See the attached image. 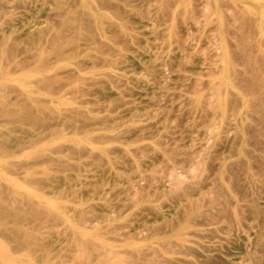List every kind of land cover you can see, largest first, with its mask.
Returning <instances> with one entry per match:
<instances>
[{"label": "rangeland", "instance_id": "1", "mask_svg": "<svg viewBox=\"0 0 264 264\" xmlns=\"http://www.w3.org/2000/svg\"><path fill=\"white\" fill-rule=\"evenodd\" d=\"M227 6L0 0V264H264V96Z\"/></svg>", "mask_w": 264, "mask_h": 264}, {"label": "bare ground", "instance_id": "2", "mask_svg": "<svg viewBox=\"0 0 264 264\" xmlns=\"http://www.w3.org/2000/svg\"><path fill=\"white\" fill-rule=\"evenodd\" d=\"M237 3V0H235ZM229 1H227L228 3ZM231 3H228V5H230ZM233 5V3H232ZM235 6V5H234ZM228 7V6H227ZM238 9H236V13H234V7L232 9H230V6L228 7L230 10H232L231 12L234 13L232 14V18H235L236 20H234L236 22V24H238V30L237 33L234 35H237L238 38V44H237V49H238V53L236 54L238 56V58L240 59L239 62L242 65V72H241V76L239 77L242 81V90L244 93V96H249V95H253V97H251L250 99L247 98L245 100V98H243L249 105L254 106L256 108V111L260 110L261 105H259L260 100L262 99V97L264 96V0H238ZM226 8V9H228ZM228 10V11H230ZM231 14V13H230ZM230 18V17H229ZM10 19V18H8ZM233 20V19H232ZM75 21V20H74ZM83 22V21H82ZM233 22V21H232ZM63 23V22H62ZM234 23V22H233ZM235 25V23H234ZM226 26V25H225ZM236 26V25H235ZM230 29V28H227ZM229 31V30H228ZM231 32V31H230ZM233 35V36H234ZM65 36V35H64ZM229 41V40H228ZM3 50V49H2ZM50 50V49H49ZM234 50V49H233ZM13 52V51H12ZM237 53V51H236ZM234 55V54H233ZM235 56V55H234ZM238 60V59H237ZM20 65V64H19ZM42 65V64H41ZM18 66V65H17ZM6 69V68H4ZM3 69V70H4ZM238 70V69H236ZM241 70V69H240ZM239 73V72H238ZM75 76V75H74ZM67 78V77H66ZM75 78V77H74ZM73 78V79H74ZM80 78V77H78ZM7 79V78H6ZM69 79V78H68ZM67 79V80H68ZM71 78V80H73ZM77 79V78H76ZM81 79V78H80ZM1 80V79H0ZM3 80V78H2ZM5 80V78H4ZM55 80V79H54ZM62 80V79H61ZM64 80V78H63ZM41 82L45 83V80H42ZM66 82V81H65ZM11 86V85H10ZM33 99V98H32ZM250 100V102H249ZM244 101V102H245ZM261 104V103H260ZM32 108V107H31ZM33 111V110H32ZM2 112V111H1ZM4 112V111H3ZM262 112V110H261ZM9 114V113H8ZM263 116V115H262ZM261 116V118H263ZM28 119V117H26ZM40 118V117H39ZM256 118V117H255ZM254 118V120H255ZM264 119V118H263ZM31 120V119H30ZM36 120V119H35ZM257 120V119H256ZM261 123V122H260ZM259 124V123H258ZM264 124V123H263ZM261 126H263L261 124ZM257 130V129H256ZM255 138V136H254ZM0 150H2L0 148ZM4 150V149H3ZM5 152L7 151L6 148L4 150ZM4 151H0L2 153H4ZM258 159V158H257ZM4 200V199H3ZM31 201V200H30ZM215 201V199H214ZM51 204V203H50ZM36 206V205H34ZM38 206V205H37ZM45 206V205H44ZM32 207V206H31ZM5 206L4 203L0 202V212L5 210ZM40 208V206H39ZM41 209V208H40ZM44 209V208H43ZM51 211V210H50ZM83 212V211H82ZM46 213V212H45ZM47 214V213H46ZM50 214H52L50 212ZM33 216V215H32ZM47 216V215H46ZM34 217V216H33ZM37 217V216H36ZM35 218V217H34ZM2 220V219H1ZM0 220V221H1ZM4 223V222H3ZM7 228V227H6ZM6 230V229H5ZM7 234V232L5 233ZM11 235V234H10ZM78 235V233H77ZM79 236V235H78ZM14 237V236H13ZM15 238V237H14ZM79 238V237H77ZM83 239V238H82ZM82 239L80 241H82ZM75 240V239H74ZM84 240V239H83ZM78 242V240H75ZM25 242V241H24ZM83 243V242H81ZM76 244V242H75ZM79 244V243H78ZM85 244V243H83ZM82 244V245H83ZM96 244V243H95ZM98 244V243H97ZM27 246V243L25 244ZM93 245V244H92ZM75 246V245H74ZM79 246V245H77ZM81 246V244H80ZM85 245H83L84 247ZM100 246V245H98ZM76 247V246H75ZM89 247V246H88ZM91 247V246H90ZM102 247V246H100ZM99 247V250H100ZM79 250L81 249V247H77ZM97 248V247H96ZM86 254L83 253L81 254V250L79 251L80 253H78V256L82 259V262H88L87 258L90 255V253H88V251L90 250H86V247H84ZM105 248H103L104 250ZM48 250V249H47ZM83 250V249H82ZM94 250V249H93ZM102 250V249H101ZM102 250V251H103ZM107 250V249H106ZM106 250H104L106 252ZM124 251V250H123ZM153 251V250H152ZM156 251V250H155ZM7 251L4 252H0L1 255H7L6 254ZM77 252V251H76ZM96 252V250H95ZM99 252V251H98ZM110 252L113 253H118V251L114 252L110 250ZM121 252V250L119 251ZM126 252V251H125ZM12 253V252H11ZM133 253V252H132ZM150 253V252H149ZM153 253V252H152ZM151 253V254H152ZM80 254V255H79ZM98 254V253H96ZM104 254V253H103ZM107 254V252H106ZM119 254V253H118ZM124 254V252H123ZM130 254V253H129ZM146 254V253H145ZM149 254V255H151ZM12 255V254H11ZM88 255V256H87ZM109 255H111V253H109L108 251V255H105V259H108ZM120 255H122V252L120 253ZM147 255V254H146ZM77 256V258H78ZM85 256L87 257L86 260ZM97 256V255H96ZM104 256V255H103ZM113 256V255H111ZM118 257V255H115L113 257ZM126 256V255H124ZM121 256V257H124ZM129 256V255H128ZM152 256V255H151ZM8 257V256H7ZM98 257H100V254L98 255ZM116 257V258H117ZM132 257V256H131ZM136 257V256H135ZM154 257V254H153ZM79 258V259H80ZM101 258V257H100ZM138 258V257H137ZM140 258V255H139ZM5 259V258H4ZM76 259V258H75ZM127 259V256L126 258ZM129 259V257H128ZM128 259L126 260V262L128 261ZM131 259V258H130ZM10 260V259H9ZM153 260V259H152ZM155 260V258H154ZM74 261V260H73ZM90 261V259H89ZM72 264V262H71ZM87 264V263H86Z\"/></svg>", "mask_w": 264, "mask_h": 264}]
</instances>
